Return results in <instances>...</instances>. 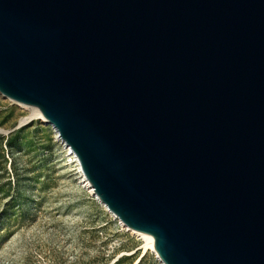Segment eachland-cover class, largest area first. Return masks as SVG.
I'll use <instances>...</instances> for the list:
<instances>
[{
  "label": "water",
  "instance_id": "water-1",
  "mask_svg": "<svg viewBox=\"0 0 264 264\" xmlns=\"http://www.w3.org/2000/svg\"><path fill=\"white\" fill-rule=\"evenodd\" d=\"M0 94L163 264H264V0H0Z\"/></svg>",
  "mask_w": 264,
  "mask_h": 264
},
{
  "label": "rangeland",
  "instance_id": "rangeland-1",
  "mask_svg": "<svg viewBox=\"0 0 264 264\" xmlns=\"http://www.w3.org/2000/svg\"><path fill=\"white\" fill-rule=\"evenodd\" d=\"M0 94V264H163L84 184L54 127Z\"/></svg>",
  "mask_w": 264,
  "mask_h": 264
},
{
  "label": "bare ground",
  "instance_id": "bare-ground-1",
  "mask_svg": "<svg viewBox=\"0 0 264 264\" xmlns=\"http://www.w3.org/2000/svg\"><path fill=\"white\" fill-rule=\"evenodd\" d=\"M30 109H31V114L29 115V116H27V117H24L23 118V120H22V122H24V121H27V120H30V119H34V118H38V119H41V120H43V121H45V119H44V117L42 116V115H40L39 113H38V111L36 110V109H34V108H32V107H29ZM55 129V128H54ZM0 131L1 132H4L5 130H2V129H0ZM55 133H56V138L58 139V140H62V138L59 136V133H58V131L55 129ZM62 142L65 144V146H66V148H67V150L70 152V156H72V159L71 160H74L76 163H77V165H78V168H79V170H80V172H81V175H82V177H83V182H84V184L91 190V192L96 196V198L100 201V199H99V197L96 195V192H95V189L93 188V186H92V184L90 183V181L86 178V176H85V174H84V172H83V170H82V168H81V165H80V163H79V160H78V158L76 157V155H75V153L73 152V150H72V148L69 146V145H67V143H65L63 140H62ZM101 202V201H100ZM103 205L113 214V216L114 217H116V218H119L108 206H106L104 203H103ZM120 219V218H119ZM121 220V219H120ZM122 221V220H121ZM122 224L125 226V227H127V228H129L133 233H135V234H137V235H139L140 237H142L145 241H146V246H148V248L149 249H152L153 251H154V247H153V245L151 244V241H150V238L146 235V234H142V233H139V232H136V231H134L133 229H131L130 227H128L123 221H122Z\"/></svg>",
  "mask_w": 264,
  "mask_h": 264
},
{
  "label": "trees",
  "instance_id": "trees-1",
  "mask_svg": "<svg viewBox=\"0 0 264 264\" xmlns=\"http://www.w3.org/2000/svg\"><path fill=\"white\" fill-rule=\"evenodd\" d=\"M142 261V260H141ZM141 261L138 263V264H140L141 263Z\"/></svg>",
  "mask_w": 264,
  "mask_h": 264
}]
</instances>
